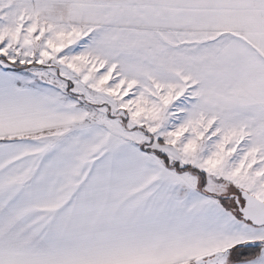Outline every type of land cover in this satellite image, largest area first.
<instances>
[{
  "label": "snow or ice",
  "instance_id": "snow-or-ice-1",
  "mask_svg": "<svg viewBox=\"0 0 264 264\" xmlns=\"http://www.w3.org/2000/svg\"><path fill=\"white\" fill-rule=\"evenodd\" d=\"M0 264H264V0H0Z\"/></svg>",
  "mask_w": 264,
  "mask_h": 264
}]
</instances>
